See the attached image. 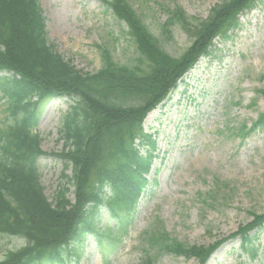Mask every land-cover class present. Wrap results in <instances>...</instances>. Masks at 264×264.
<instances>
[{"label":"rangeland","instance_id":"obj_1","mask_svg":"<svg viewBox=\"0 0 264 264\" xmlns=\"http://www.w3.org/2000/svg\"><path fill=\"white\" fill-rule=\"evenodd\" d=\"M36 1L46 20L49 45L78 71L95 74L108 56L117 66L147 70L129 28L109 6L112 0ZM123 1L159 47L179 58L192 38L178 23L165 31L168 19L181 12L195 25L227 0ZM72 105L66 98L44 102L35 128L42 151L37 166L49 200L65 184L63 175L71 174L57 155L64 150L59 130ZM4 110L0 104V126L11 122ZM263 113L264 0H257L239 16L229 39H216L212 54L201 58L145 118L143 128L155 150L149 184L126 232L122 221L116 223L102 209L97 227L105 234L113 230L107 233L111 238L98 246L93 236L87 237L79 259L69 264H144L148 257L153 264H198L151 247L147 234L157 223L170 241L186 248L226 239L207 264H264V225L252 234L258 247L255 259L242 254L239 238H229L264 212V126L250 130ZM24 245L20 237L0 236V261Z\"/></svg>","mask_w":264,"mask_h":264},{"label":"trees","instance_id":"obj_2","mask_svg":"<svg viewBox=\"0 0 264 264\" xmlns=\"http://www.w3.org/2000/svg\"><path fill=\"white\" fill-rule=\"evenodd\" d=\"M256 1L227 0L195 25L175 12L165 31L178 23L192 43L179 58H172L123 0H112L109 6L126 23L148 68L117 66L108 56L97 73L86 74L49 45L46 20L36 0H0V104L11 120L0 126V236L25 241L0 264L77 261L87 237L93 236L98 246L111 238L107 233L113 230L105 234L97 227L102 209L116 223L122 221L126 232L149 184L146 177L155 150L154 140L143 129L144 119L200 58L212 54L216 39H229L239 26V16ZM54 98L73 102L59 130L64 150L57 155L71 174L63 175L65 184L49 200L37 166L42 151L35 128L41 105ZM263 126L264 113L250 130ZM263 225L264 212L229 238H239L242 254L255 259L258 247L253 235ZM147 235L151 247L198 264H207L226 241L186 248L170 241L159 223ZM144 264L153 261L148 257Z\"/></svg>","mask_w":264,"mask_h":264},{"label":"bare ground","instance_id":"obj_3","mask_svg":"<svg viewBox=\"0 0 264 264\" xmlns=\"http://www.w3.org/2000/svg\"><path fill=\"white\" fill-rule=\"evenodd\" d=\"M254 65H255V66H259V62H258V60L256 59V57H254Z\"/></svg>","mask_w":264,"mask_h":264}]
</instances>
